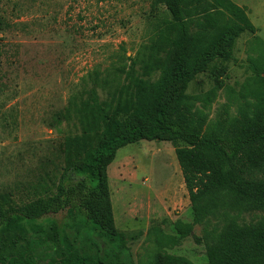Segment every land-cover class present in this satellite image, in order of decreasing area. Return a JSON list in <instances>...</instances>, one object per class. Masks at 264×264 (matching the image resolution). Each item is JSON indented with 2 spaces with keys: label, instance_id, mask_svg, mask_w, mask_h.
Returning <instances> with one entry per match:
<instances>
[{
  "label": "trees",
  "instance_id": "1",
  "mask_svg": "<svg viewBox=\"0 0 264 264\" xmlns=\"http://www.w3.org/2000/svg\"><path fill=\"white\" fill-rule=\"evenodd\" d=\"M151 8L164 17L150 44L119 58L110 74L90 73L91 90L70 99L64 119L77 121L79 133L64 142L56 191L21 205L0 195V264H136L116 226L108 169L121 149L142 141L174 145L193 222L174 223V235L153 226L138 264H195L168 251L196 226L204 228L194 241L206 249L205 264H264V216L244 221L264 213V43L255 47L246 95L229 93L237 114L226 110L212 122L205 111L218 88L188 91L205 73L222 77L238 40L257 33L247 10L232 0H152Z\"/></svg>",
  "mask_w": 264,
  "mask_h": 264
},
{
  "label": "rangeland",
  "instance_id": "2",
  "mask_svg": "<svg viewBox=\"0 0 264 264\" xmlns=\"http://www.w3.org/2000/svg\"><path fill=\"white\" fill-rule=\"evenodd\" d=\"M232 1L247 10L257 33L238 40L235 58L222 77L205 73L190 86L192 96L218 88L216 100L205 111L212 122L225 117L226 110L237 114L229 93L246 95L254 77L250 66L257 56L255 47L264 43V0ZM151 2L0 0V195L8 194L21 205L56 191L65 166L64 142L79 133L77 121L64 119L70 99L91 90L85 83L90 73L103 75L110 69V74L109 67L119 58L134 57L142 45L150 44L156 23L164 17ZM175 150L169 143L142 141L121 149L108 169L116 226L128 235L136 264L148 249L153 226L174 235V223L193 222ZM263 216L255 212L244 221ZM64 217L55 219L63 222ZM203 235L204 228L196 226L191 237L168 252L205 264L206 249L194 241Z\"/></svg>",
  "mask_w": 264,
  "mask_h": 264
}]
</instances>
